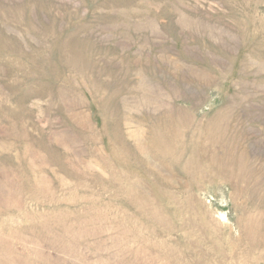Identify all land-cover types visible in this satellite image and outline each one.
Listing matches in <instances>:
<instances>
[{
	"label": "rangeland",
	"instance_id": "374dc122",
	"mask_svg": "<svg viewBox=\"0 0 264 264\" xmlns=\"http://www.w3.org/2000/svg\"><path fill=\"white\" fill-rule=\"evenodd\" d=\"M0 264H264V0H0Z\"/></svg>",
	"mask_w": 264,
	"mask_h": 264
}]
</instances>
